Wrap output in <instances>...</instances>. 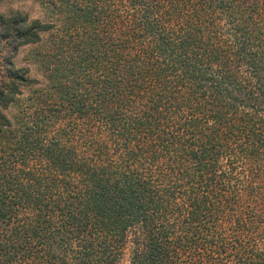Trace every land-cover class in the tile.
<instances>
[{
  "label": "trees",
  "instance_id": "obj_1",
  "mask_svg": "<svg viewBox=\"0 0 264 264\" xmlns=\"http://www.w3.org/2000/svg\"><path fill=\"white\" fill-rule=\"evenodd\" d=\"M42 1L0 13V264H264V0Z\"/></svg>",
  "mask_w": 264,
  "mask_h": 264
},
{
  "label": "rangeland",
  "instance_id": "obj_2",
  "mask_svg": "<svg viewBox=\"0 0 264 264\" xmlns=\"http://www.w3.org/2000/svg\"><path fill=\"white\" fill-rule=\"evenodd\" d=\"M14 11H20L27 14L31 19H40L47 22L51 17L52 9L50 6L43 4L42 0H1L0 1V13L9 14ZM50 34H44L42 36V42L38 45H29L20 48L13 59V63L16 67H28L30 70V77L39 82L42 87H51L50 73L47 71V66L50 65L49 59L46 58V54L51 51L50 49ZM42 58L39 62L38 59ZM34 88V87H33ZM33 89L24 88L22 94L18 97L4 113L13 119L18 110L25 104L27 99L32 94ZM126 264V263H121Z\"/></svg>",
  "mask_w": 264,
  "mask_h": 264
}]
</instances>
